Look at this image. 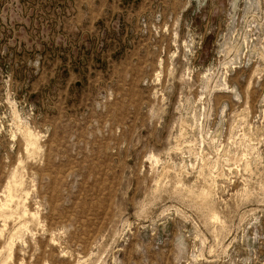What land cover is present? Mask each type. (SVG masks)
I'll list each match as a JSON object with an SVG mask.
<instances>
[{
	"label": "rangeland",
	"instance_id": "374dc122",
	"mask_svg": "<svg viewBox=\"0 0 264 264\" xmlns=\"http://www.w3.org/2000/svg\"><path fill=\"white\" fill-rule=\"evenodd\" d=\"M0 264H264V0H0Z\"/></svg>",
	"mask_w": 264,
	"mask_h": 264
},
{
	"label": "bare ground",
	"instance_id": "6f19581e",
	"mask_svg": "<svg viewBox=\"0 0 264 264\" xmlns=\"http://www.w3.org/2000/svg\"><path fill=\"white\" fill-rule=\"evenodd\" d=\"M28 132H29V131H28ZM36 139H37V138H36ZM32 140H33V139H32ZM32 140H31V141H32ZM27 152H28V151H27ZM9 187H10V186H9ZM10 190H12V188H10ZM205 193H206V192H205ZM209 194H210V193H209ZM12 200H13V199H12ZM8 203H9V202H8ZM198 206H199V205H198ZM211 217H212V216H211ZM10 245H11V244H10ZM11 247H12V245H11Z\"/></svg>",
	"mask_w": 264,
	"mask_h": 264
}]
</instances>
